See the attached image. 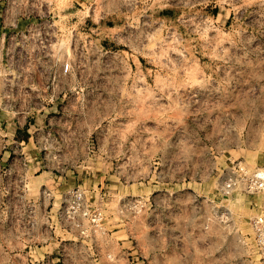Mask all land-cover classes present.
Instances as JSON below:
<instances>
[{
  "label": "rangeland",
  "instance_id": "rangeland-1",
  "mask_svg": "<svg viewBox=\"0 0 264 264\" xmlns=\"http://www.w3.org/2000/svg\"><path fill=\"white\" fill-rule=\"evenodd\" d=\"M0 101V264H264V0H0Z\"/></svg>",
  "mask_w": 264,
  "mask_h": 264
},
{
  "label": "built area",
  "instance_id": "built-area-1",
  "mask_svg": "<svg viewBox=\"0 0 264 264\" xmlns=\"http://www.w3.org/2000/svg\"><path fill=\"white\" fill-rule=\"evenodd\" d=\"M69 65L62 64L60 66V72L62 74H66L68 72ZM13 75L17 74L18 69H12ZM18 75V74H17ZM4 105L3 102L0 101V106ZM6 109L5 106L0 108V110ZM13 116L16 117L18 112L13 111ZM244 189L249 195H261L264 194V161L256 167L255 170L248 172L245 175L244 179ZM253 225L255 230L259 233L258 235L264 239V219L262 217L256 218L253 221Z\"/></svg>",
  "mask_w": 264,
  "mask_h": 264
}]
</instances>
